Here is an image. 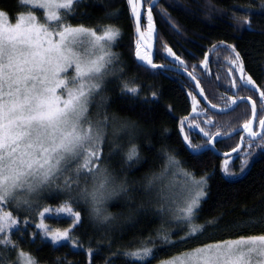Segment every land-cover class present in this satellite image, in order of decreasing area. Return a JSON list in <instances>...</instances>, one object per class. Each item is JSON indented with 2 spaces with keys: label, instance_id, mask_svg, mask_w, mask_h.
<instances>
[{
  "label": "snow or ice",
  "instance_id": "obj_1",
  "mask_svg": "<svg viewBox=\"0 0 264 264\" xmlns=\"http://www.w3.org/2000/svg\"><path fill=\"white\" fill-rule=\"evenodd\" d=\"M94 2L22 0L28 6L25 11L13 15L0 9V264H73L66 254L50 261L34 254L32 245L39 250L49 241L53 251H58L62 242L82 250L87 264H95L103 247L108 249L103 264H152L165 253L168 257L159 259L158 264H264V212L223 225V214L202 220L213 173L197 176L194 169L186 167L187 162L177 150L161 145L156 152L163 161L160 171L145 173L141 189L135 186L137 181L130 179L129 173L148 163L136 143L145 132L138 122L109 111L110 86L116 84L119 96L130 102L140 100L155 106L162 96L157 90L141 95L143 86L136 83V76L127 75L122 53L114 50L122 30L105 21L118 20L120 8L106 6L96 23L84 22L90 18L88 7ZM126 2L139 35L136 59L154 72L183 70L198 90L189 91L187 97L192 114L203 119H179L186 151L196 159L205 152L217 151L216 143L241 132L240 141L246 140L247 148L241 153L240 173L229 169V157L240 150V144L231 153H223L222 172L229 179L243 174L255 149H264V86L245 72L237 46L221 40L211 44L209 52L229 51V72L239 73V83L234 76L230 88L258 94L259 108L252 95L226 92L220 97L222 106L205 95L195 69L202 66L207 71L208 52L200 65L192 66L193 71L167 45L164 53L172 58L174 69L154 63V5L149 2L147 30L143 31L142 0ZM233 19L241 28L255 30L248 15L237 18L233 14ZM170 26L183 34L177 24ZM145 47L148 50H142ZM198 96L207 107L201 108ZM240 104L251 105L250 118L241 128H228V122L210 115H226ZM167 109L171 111L172 106L167 105ZM254 121L258 122V130L253 128ZM194 129L203 143H193ZM168 132V128L162 129V135ZM147 146L154 147L150 140ZM117 155L121 157L117 161L119 170L112 165ZM140 191L138 199L134 194ZM48 201L58 205L51 206ZM114 201L121 202L125 211L111 212L109 205ZM49 217L67 218L70 223L52 228L45 222ZM156 220V228L138 227ZM89 228L93 233L101 232L103 240L93 246L89 236L85 247L81 235H88ZM77 229L84 231L77 234ZM125 229L134 230L131 239L113 249V232L119 231L122 237ZM242 230L252 234L213 238L219 233ZM202 240L210 242L198 243ZM194 242L197 246L189 247Z\"/></svg>",
  "mask_w": 264,
  "mask_h": 264
},
{
  "label": "trees",
  "instance_id": "obj_2",
  "mask_svg": "<svg viewBox=\"0 0 264 264\" xmlns=\"http://www.w3.org/2000/svg\"><path fill=\"white\" fill-rule=\"evenodd\" d=\"M151 0H144V5L148 6ZM153 3V21L155 25L154 35V62L158 64L167 63V56L164 53V46L172 47L188 64L189 71H193V65H200L204 59V53H209V66L204 71L202 66L195 69V74L201 82V87L205 90V95L213 102L221 104L220 97L226 92L232 95L228 71L232 67L227 57L230 53L227 49H218L209 52L211 44L224 40L228 44L237 46L245 65V72L252 75L257 84L264 86V3L261 0H158ZM108 8H120L118 20H109L105 23H115L122 30V37L119 46L114 50L122 53L126 64V72L129 77L136 76V83L143 86L141 95H150L151 90H157L162 96L161 101L153 106L144 104L140 100L130 102L129 98L119 96V88L116 84L111 87L112 96L110 112H116L119 116L138 122L144 129L145 135L136 143L140 146L141 153L147 158L148 163L139 166L129 177L137 181L135 185L138 189L142 188V177L150 171L159 172L163 163L156 155L157 150L162 144H167L170 149L177 150L179 157L185 160L186 167L194 169L197 176L205 172L213 173L209 181L210 195L203 205L201 219L223 214L220 223L227 224L238 219L255 218L264 212V149H255L253 156L249 157V164L244 173L237 178H226L222 172L223 159L208 151L193 159L192 155L186 151V146L182 143V136L179 133V119L184 116L200 122L203 118L196 117L191 112V100L187 97L189 91H197L190 80L170 71L159 70L154 72L152 69L137 63L134 58L136 51V33L134 18L131 14L130 6L126 0H95L90 3L88 12L90 18L84 20L87 24H94ZM0 9H5L13 15L18 11H24L20 0H0ZM166 14V15H165ZM233 14L237 18L248 15L253 22L255 30L243 28L233 19ZM145 23L146 15H145ZM75 22V21H73ZM172 23L181 28L183 34L176 33L170 26ZM219 53V54H217ZM216 58L220 59L219 62ZM235 76V75H234ZM149 86H152L151 88ZM237 95H252L257 99L256 93L242 89ZM197 99L201 98L198 96ZM259 102L257 103L258 106ZM167 105L172 106V110L167 109ZM201 108L205 106L201 102ZM214 115L221 122H228V128H238L242 126L245 119L250 118L251 107L248 104H240L234 112L223 116ZM203 126V125H202ZM168 128L169 132L162 135V129ZM215 130V129H213ZM226 130H228L226 128ZM197 131L198 130H193ZM192 134V133H191ZM193 143H203L202 137L197 134L194 136ZM240 139V134L230 139L220 141L216 144V149L221 152L231 150ZM149 140L154 147H148ZM247 145L243 148L246 149ZM242 150V151H243ZM108 148H105L107 153ZM242 151L229 162L230 171L235 169L240 171ZM121 157H113L112 165L119 170L120 164L117 163ZM139 197L142 191L135 193ZM51 206H57L58 202L48 201ZM109 210L113 213L125 211L121 207V202H112ZM52 228L67 227L70 220L67 218L49 217L45 221ZM159 226V220L154 223H144L138 227H146L149 230ZM83 229H77V234H82ZM133 231L125 229L121 237L119 231L113 232L115 243L113 249L119 244H126L132 237ZM241 234H252L246 231L219 233L214 239L236 238ZM89 236L92 237L93 246L97 240H103L101 232L93 233L88 229V235H81V239L88 246ZM209 240H202L198 243H207ZM39 243V242H37ZM197 246V243L189 247ZM26 250L28 248L25 245ZM32 251L37 256L43 257L45 261H50L56 256L67 255V259L73 264H87L86 254L82 250L71 249L66 242L58 251H53L50 241L40 246H31ZM183 250V249H181ZM108 249L102 248L101 253L95 257V264H103L104 256ZM169 254H161L158 259L168 257ZM154 260L152 263H154Z\"/></svg>",
  "mask_w": 264,
  "mask_h": 264
},
{
  "label": "water",
  "instance_id": "obj_3",
  "mask_svg": "<svg viewBox=\"0 0 264 264\" xmlns=\"http://www.w3.org/2000/svg\"><path fill=\"white\" fill-rule=\"evenodd\" d=\"M157 1L158 0H154V2L155 3H157ZM146 10L147 9H145V6H144V1L142 0V8H141V29L143 28V19H144V15H146ZM133 16V15H132ZM133 18H134V16H133ZM134 27H135V33H136V41L139 39V35H138V33L136 32V21H135V18H134ZM154 35H155V31H154ZM152 43H153V48L151 49V52H152V54H153V61H154V37H153V40L151 41ZM142 50H148L146 47L144 48V49H142ZM134 58H135V61L137 62V63H140L141 64V62L140 61H138L137 59H136V57H135V54H134ZM167 60L169 61V63H166L165 65H168L169 66V68H173L174 69V64H173V62H172V58H170V57H167ZM155 63V62H154ZM158 64V63H157ZM144 67H146V68H148V69H151L150 67H148V66H146V65H144V64H142ZM161 70H164V71H169V70H167V69H161ZM170 72H174V73H177V74H179V75H181V76H183V77H185L186 79H188V80H190L189 79V77L183 72V70H172V71H170ZM191 81V80H190ZM191 83L194 85V82L193 81H191ZM198 91V90H197ZM201 98V97H200ZM201 101L203 102V104L207 107V105H206V102L201 98ZM254 125H255V121L253 122V128H254ZM241 128V127H240ZM237 133H240V132H237ZM236 133V134H237ZM246 135V134H245ZM222 140H224V139H222ZM240 145H241V148H242V145H243V143L242 142H240L239 143ZM241 148H240V150H241ZM240 150H238V152L240 151ZM214 155H216V156H218V157H220V158H225V156L223 155V153H225V152H221V151H211ZM238 152H236V153H231V150L230 151H228V153H231V156L232 155H235V154H237Z\"/></svg>",
  "mask_w": 264,
  "mask_h": 264
},
{
  "label": "flooded vegetation",
  "instance_id": "obj_4",
  "mask_svg": "<svg viewBox=\"0 0 264 264\" xmlns=\"http://www.w3.org/2000/svg\"><path fill=\"white\" fill-rule=\"evenodd\" d=\"M143 1H144V0H143ZM151 2H154V0H151ZM157 2H158V1H157ZM144 6H145V5H144ZM147 7H148V6H145V9H147ZM144 20H145V15H144L143 23L145 22ZM216 61L219 62L220 59L216 58ZM167 63H169L168 60H167ZM165 64H166V63H165ZM234 75H235V77H237V82L239 83V80H238L239 73H238V72H235V71L232 72L231 74H230V72L228 71V78H229V80H230L229 82H231V80H232V78L234 77ZM231 90H232V89H231ZM233 94H237V92H235L234 90H232V95H233ZM257 96H258V95H257ZM257 99H258V97H257ZM201 102H202V101H201ZM258 102H259V99H258ZM258 102H257V103H258ZM202 104H203V102H202ZM203 105H204V104H203ZM248 105H250V104H248ZM204 106H205V105H204ZM238 106H239V105H237L236 108H237ZM205 107H206V106H205ZM250 107H251V105H250ZM258 108H259V104H258ZM241 127H242V126H241ZM238 128H240V127H238ZM254 130H258V122H257V121H255ZM197 134H198L197 131H192V134H191V135H192V139H195L194 136L197 135ZM239 134L241 135V134H243V133L240 132V133H237V134H235V135H239ZM235 135H233V136H235ZM233 136H231V137H233ZM224 140H227V139H224ZM220 141H223V140H220ZM220 141H219V142H220ZM240 142H241V141H240V139H239L237 144H239ZM197 143H200V142L197 141ZM242 143H243L242 148H241V150H240L238 153H240V152L243 150V148L247 145V141H246V140H245L244 142H242ZM216 144H217V143H216ZM237 144H236V145H237ZM236 145H235L234 147H236ZM234 147H233V148H234ZM215 148H216V145H215ZM218 151H219V150H218ZM228 151H230V150H228ZM228 151H227V152H228ZM210 152H211V151H210ZM238 153H237V154H238ZM237 154L232 155V156H236Z\"/></svg>",
  "mask_w": 264,
  "mask_h": 264
},
{
  "label": "rangeland",
  "instance_id": "obj_5",
  "mask_svg": "<svg viewBox=\"0 0 264 264\" xmlns=\"http://www.w3.org/2000/svg\"><path fill=\"white\" fill-rule=\"evenodd\" d=\"M20 2H21V4H22V6L24 7V11L25 10H27V8H28V6L27 5H24L23 3H22V0H20ZM39 11V10H38ZM143 28H142V30L143 31H146L147 30V24L144 22L143 23ZM233 157L234 156H230L229 157V161H231L232 159H233ZM223 159V161L225 160V158H222ZM231 172H233V173H240V171H237V170H235V169H233V170H231ZM242 175V174H241ZM241 175H239V176H235V177H233V178H231V179H234V178H237V177H240ZM167 257H165V258H161V259H166ZM159 260V259H158ZM158 260H156L154 263H152V264H158Z\"/></svg>",
  "mask_w": 264,
  "mask_h": 264
}]
</instances>
